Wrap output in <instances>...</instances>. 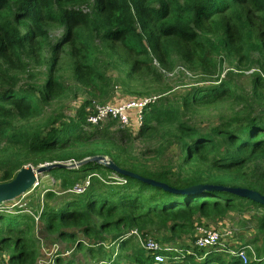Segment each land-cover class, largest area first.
<instances>
[{
	"label": "trees",
	"instance_id": "trees-1",
	"mask_svg": "<svg viewBox=\"0 0 264 264\" xmlns=\"http://www.w3.org/2000/svg\"><path fill=\"white\" fill-rule=\"evenodd\" d=\"M51 26L62 33L49 36ZM116 42L135 57L131 63L113 49ZM154 60L168 70L183 63L208 77H217L224 61L234 62L238 69L256 64L258 71L249 92L233 77L218 76L207 84L191 85L180 105L160 95L145 111L135 136L115 121L87 123L91 99L73 118H65L62 100L76 87L91 98L110 99L116 66L125 74L122 85L129 91L135 72L145 68L155 73ZM41 66L38 81H20ZM220 102L240 106L231 107L229 115L207 130L183 119L193 108ZM253 102L259 106L255 112ZM138 136L157 142L154 159L131 153ZM171 146L178 148L175 163L161 165L159 157ZM94 155L175 188L212 183L264 195V0H0V182L11 180L28 163L80 161ZM62 170L69 174L57 177L60 191L69 196H60L57 205H43L37 220L38 210L8 211L0 203V254H7V264L35 263V220L40 232L60 239L74 240L78 228L95 241L103 234L114 241L134 228L143 234L189 233L195 225L252 208L260 209L254 234L237 249L245 251L246 261L209 249L201 250L194 264H264L262 204L226 191L169 192L94 161L45 173ZM85 181L82 192L73 190ZM44 197L55 195L46 191ZM129 240H119L118 262L155 264L139 245H130L131 252L124 255Z\"/></svg>",
	"mask_w": 264,
	"mask_h": 264
},
{
	"label": "rangeland",
	"instance_id": "rangeland-1",
	"mask_svg": "<svg viewBox=\"0 0 264 264\" xmlns=\"http://www.w3.org/2000/svg\"><path fill=\"white\" fill-rule=\"evenodd\" d=\"M82 8L86 10L85 6H82ZM256 18L258 19V16ZM61 33L62 32L59 27L51 26L49 28V36H59ZM113 49L120 55L126 56L128 58V64L135 58L132 54L126 51V49L120 46L118 42H116ZM253 56L257 57V53L255 52ZM65 62H67V59H65ZM151 65L155 67V73H148L145 68H141L135 72L133 74V79L129 82V91H126L125 86L122 85V80L125 78V74L116 66L114 70L111 71V74L116 79V82L114 84V94L110 99L101 100L91 98V96L81 87H76L72 93H69L62 100L63 104L60 107H62L61 110L63 111L65 118H73L78 107L84 101H87V99H91L92 102L91 105L86 108H91L95 104L108 102L114 99L117 100L120 97L123 98V100L154 96L159 98L160 95L165 94L168 99L173 102H177L178 105H180L181 96L191 87V85L197 83L207 84L208 79L214 80L217 79L218 76L221 79H226L228 76L233 77V81L238 86L249 92L252 86V75L258 71L256 64L252 65V67H246V65H243L241 69H238L236 68L234 62L224 61L223 68L219 71L220 74L217 77L216 75L208 77V75H203L199 71H193L186 65L184 67L183 63H178L170 70H168L167 66L158 64L155 60ZM42 70L44 71L43 66L33 68V76H22L20 81H38L42 78ZM211 80H209L210 83L213 82ZM67 83L72 85L70 78H68ZM167 87H171L170 90L162 92ZM57 105H59L58 102H54L52 107L57 108ZM257 105L258 104L255 102L251 105L253 112L259 109V106ZM239 106L240 104L236 103L233 105L229 102H220L210 107L193 108L191 111L184 114L183 119H186L189 123L200 129L207 130L209 127L218 125L225 116L229 115L231 113V107H233L232 109H235ZM132 133L134 136L137 135V132ZM152 147L156 148L157 142L150 141V139L146 137L138 136L137 138H134L131 153H143L144 158L150 161L155 158V154L152 152ZM177 153V146L168 147L159 157L161 165H168L170 162L175 163ZM68 162H75V160H69ZM155 166L157 165L153 164V168H155ZM60 174L67 175L69 173L67 170H62L61 172L55 171L52 175L45 172L39 174L36 185L34 184L32 189L19 195L13 200L1 202V206L8 211H12L15 207L23 208L28 214L33 213L34 210H38V212L35 213V216H37L38 213L41 212L43 205L46 203L50 205H57L60 196H69L67 194L68 192L60 191V179L57 178ZM112 176L115 178L114 175ZM46 191H52L55 197L52 199H45L44 194ZM244 211L246 213L243 214L237 211L230 212L224 218L216 219L214 222L207 223L206 225L215 227H229L233 230V233L232 236L226 241H223L222 244L204 249L202 252L205 253L210 249L222 251L224 254H226L225 252L227 251L229 255H232L231 251L237 250L239 247L244 246L243 244L245 242L250 241L254 234L255 226L257 225L256 216L257 213H260V209L256 210L255 208H252L249 211ZM36 222L37 221L35 220L34 228L32 230V234L35 239V246L38 248L34 264H44L43 261H48L50 259V255L48 253H52L51 256H53L54 260L53 264H122L118 262V258L115 255L118 250L116 242L118 243L119 239L112 241L108 234H103L101 241H99V239L95 241L81 233L78 228L74 229L75 233H77L74 240L60 239L57 238L56 235H50L44 231L40 232L38 223L36 225ZM148 233V235L155 238L160 244L174 248L173 251L166 253L169 257V260L166 263L194 264V262L200 261L198 253H200L201 250L194 246L192 231L172 236L166 230ZM128 239H130L129 245H127L126 249L122 250L123 253L125 252L124 255L131 252L130 245H136L139 247L133 237L130 236ZM79 241H81V244H79ZM123 264H132V262L124 261Z\"/></svg>",
	"mask_w": 264,
	"mask_h": 264
},
{
	"label": "built area",
	"instance_id": "built-area-1",
	"mask_svg": "<svg viewBox=\"0 0 264 264\" xmlns=\"http://www.w3.org/2000/svg\"><path fill=\"white\" fill-rule=\"evenodd\" d=\"M157 96L146 98H129L120 102H103L93 105L91 108H86V122L93 125H98L107 121H115L117 126L128 128L133 132H137L142 126L145 111L151 103H154ZM88 184V181L77 184L74 187L75 192H82ZM36 185V183H35ZM39 215L35 216L37 220ZM233 230L229 227H215L206 224L195 225L192 230L194 246L197 249L204 250L215 245L222 244L232 236ZM133 237L138 245L144 249L152 257L155 264L166 263L169 260L167 252L173 251L174 248L160 244L155 238L148 234L140 233L136 228L126 232L119 240ZM249 247V246H247ZM243 261L247 260V255L244 250L231 251ZM50 259L43 261L45 264H53L52 253H48ZM7 255L0 254V264H7ZM41 262V261H39Z\"/></svg>",
	"mask_w": 264,
	"mask_h": 264
},
{
	"label": "water",
	"instance_id": "water-1",
	"mask_svg": "<svg viewBox=\"0 0 264 264\" xmlns=\"http://www.w3.org/2000/svg\"><path fill=\"white\" fill-rule=\"evenodd\" d=\"M89 161L98 162L118 174L138 179L144 183H148L150 185L160 187L163 190H166L169 192L189 194V193H196L201 190L226 191V192L235 194L239 197H244L256 203L264 205V195L259 193L256 190H253L247 187L226 186V185L212 184V183L210 184L199 183V184L191 185L185 188H175V187L168 185L167 183L155 180L153 178L144 177L130 170L120 168L111 159H109L108 157L104 155H94V156L87 157L80 161H75V162L54 161V162H45L37 166H32L30 163L25 164L16 172L15 176L11 180L0 182V203L13 200L19 195L32 189L33 185L38 180L39 174H42L53 168L78 167L79 165L89 162Z\"/></svg>",
	"mask_w": 264,
	"mask_h": 264
},
{
	"label": "crops",
	"instance_id": "crops-1",
	"mask_svg": "<svg viewBox=\"0 0 264 264\" xmlns=\"http://www.w3.org/2000/svg\"><path fill=\"white\" fill-rule=\"evenodd\" d=\"M122 96V95H121ZM124 96V95H123ZM123 100V98H119V99H117V100H111L110 102H120V101H122ZM116 244L118 245V243L116 242ZM120 263V262H119ZM123 264V263H122Z\"/></svg>",
	"mask_w": 264,
	"mask_h": 264
}]
</instances>
